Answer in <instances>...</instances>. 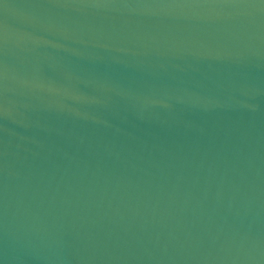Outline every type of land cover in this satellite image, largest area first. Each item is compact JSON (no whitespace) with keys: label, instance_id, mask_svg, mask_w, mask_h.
Listing matches in <instances>:
<instances>
[{"label":"water","instance_id":"water-1","mask_svg":"<svg viewBox=\"0 0 264 264\" xmlns=\"http://www.w3.org/2000/svg\"><path fill=\"white\" fill-rule=\"evenodd\" d=\"M0 264H264V0H0Z\"/></svg>","mask_w":264,"mask_h":264}]
</instances>
